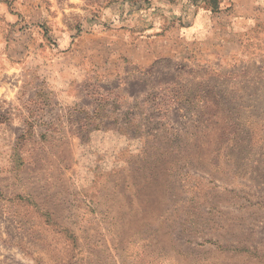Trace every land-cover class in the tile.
Instances as JSON below:
<instances>
[{
    "label": "rangeland",
    "instance_id": "rangeland-1",
    "mask_svg": "<svg viewBox=\"0 0 264 264\" xmlns=\"http://www.w3.org/2000/svg\"><path fill=\"white\" fill-rule=\"evenodd\" d=\"M0 264H264V0H0Z\"/></svg>",
    "mask_w": 264,
    "mask_h": 264
},
{
    "label": "crops",
    "instance_id": "crops-1",
    "mask_svg": "<svg viewBox=\"0 0 264 264\" xmlns=\"http://www.w3.org/2000/svg\"><path fill=\"white\" fill-rule=\"evenodd\" d=\"M21 1H25V4L26 5H28V2H29V0H21ZM31 4V3H30ZM2 6V5H1ZM25 8H26V12L24 11V13L26 14L27 13V11H28V7H26L25 6ZM65 10L67 11L68 10V7H67V9H66V7H65ZM64 10V11H65ZM43 13H44V10L42 9L41 10V14L43 15ZM9 16L11 17V14H9ZM49 20H51L50 21V23H49V25L51 26V27H54V28H65V29H67L68 28V26H67V24H64L61 20H58L57 18H49ZM52 20H54L53 21V23H51L52 22ZM31 36V33L29 32L28 34H27V36H25V37H23V38H25V40L26 41H28V40H30V37ZM67 33H65V39H63V40H61L60 41V43L62 44V45H64V46H67V45H69L68 43H72V39L70 38V40H69V42H68V40H67ZM38 41V40H37ZM42 41V40H41Z\"/></svg>",
    "mask_w": 264,
    "mask_h": 264
}]
</instances>
